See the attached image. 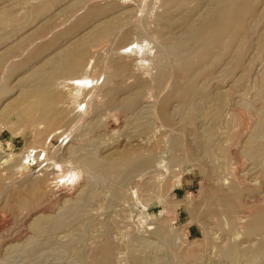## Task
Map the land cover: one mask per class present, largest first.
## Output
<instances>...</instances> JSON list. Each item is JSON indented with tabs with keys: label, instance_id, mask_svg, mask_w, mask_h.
Masks as SVG:
<instances>
[{
	"label": "rangeland",
	"instance_id": "374dc122",
	"mask_svg": "<svg viewBox=\"0 0 264 264\" xmlns=\"http://www.w3.org/2000/svg\"><path fill=\"white\" fill-rule=\"evenodd\" d=\"M260 146L264 0H0V264H264Z\"/></svg>",
	"mask_w": 264,
	"mask_h": 264
},
{
	"label": "bare ground",
	"instance_id": "6f19581e",
	"mask_svg": "<svg viewBox=\"0 0 264 264\" xmlns=\"http://www.w3.org/2000/svg\"><path fill=\"white\" fill-rule=\"evenodd\" d=\"M172 1H173V0H172ZM198 1H199V0H198ZM207 1H208V0H207ZM217 2H218V1H217ZM220 2H221V1H219V4H220ZM201 3H203V2H201ZM165 4H166V3H165ZM220 5H221V4H220ZM229 5H230V4H229ZM229 5H228V8H229ZM177 6H178V5H177ZM174 7H175V6H174ZM195 7H196V5H195ZM225 7H226V6H225ZM209 8H210V7H209ZM249 8H250V7H249ZM217 10H218V9H217ZM239 10H240V9H239ZM210 11H211V10H210ZM245 12H246V11H245ZM204 14H205V13H204ZM183 16H184V15H183ZM218 16H219V15H218ZM231 16H232V17H233V16H236V13H235V12L230 13V14L227 16V18H230ZM185 17H186V16H185ZM185 17H184V18H185ZM185 20H186V19H185ZM191 21H192V20H191ZM189 22H190V21H189ZM217 23H218V22H217ZM189 24H190V23H189ZM242 24H244V23H242ZM172 25H173V24H172ZM187 26H188V25H187ZM206 26L211 27V26H213V24L211 25L210 22H207ZM189 27H190V26H189ZM194 27H195V26H194ZM197 27L199 28V26H197ZM197 27H196V28H197ZM202 28H203V27H202ZM202 28H201V29H202ZM191 29H192V28H191ZM234 29H235V28H234ZM110 32H111V31H110ZM188 33H189V32H188ZM188 33H187V34H188ZM100 34H101V33H100ZM178 34H179V33H178ZM182 34H183V33H182ZM187 34H186V35H187ZM190 35H193V34H190ZM173 36H174V35H173ZM180 36H181V35H180ZM183 36H184V34H183ZM189 37H190V36H189ZM196 37H197V36H196ZM179 38H180V37H178L177 40H179ZM165 39H166V38H165ZM185 39H187V36L185 37ZM188 39H189V38H188ZM167 41H168V40H167ZM183 41H186V40H183ZM189 41H190V40H189ZM198 42H199V41H198ZM201 42H203V41H201ZM177 43H178V42H177ZM179 43H180V42H179ZM181 43H182V42H181ZM187 43H188V42L186 41V45H188ZM192 44H194V43H192ZM178 47H179V45H178ZM191 47H192V46H191ZM175 48H177V47H175ZM180 48H181V46H180ZM181 49H182V48H181ZM181 49H180V51H181ZM176 50L178 51V48H177ZM183 50H185V48H184ZM183 50H182V51H183ZM72 59H73V58H72ZM162 59H164V58H162ZM165 60H166V59H165ZM180 64H181V63H180ZM75 65H76V63H75ZM59 66H60V65H59ZM77 66H78V65H77ZM119 68H120V67H119ZM181 69H182V68H181ZM64 71H65V70H64ZM79 72H80V71H79ZM73 81H74V80H73ZM79 83H80V82H79ZM65 87H66V86H65ZM25 91H26V90H25ZM68 96H69V95H68ZM59 114H60V113H59ZM250 143H251V142H250ZM261 145H262V144H261ZM250 146H251V145H250ZM261 147H264V146H260V148H261ZM257 148H258V147H257ZM254 149H255V148H254ZM254 149H252V150H254ZM261 149H262V148H261ZM257 151H258V150H257ZM257 151H256V152H257ZM259 151H260V150H259ZM263 151H264V150H263ZM143 162H144V161H143ZM140 163H141V162H140ZM40 189H41V188H40ZM76 206H77V205H76ZM258 219H259V218H258ZM53 221H54V220H53ZM253 223H254V221H253ZM261 223H262V222H261ZM17 246H18V245H17ZM22 246H23V245H22ZM106 254H107V253H106ZM106 254H105V255H106Z\"/></svg>",
	"mask_w": 264,
	"mask_h": 264
}]
</instances>
